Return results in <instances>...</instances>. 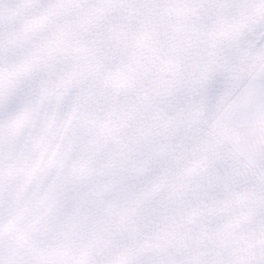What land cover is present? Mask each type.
Segmentation results:
<instances>
[{"label":"snow or ice","instance_id":"snow-or-ice-1","mask_svg":"<svg viewBox=\"0 0 264 264\" xmlns=\"http://www.w3.org/2000/svg\"><path fill=\"white\" fill-rule=\"evenodd\" d=\"M0 264H264V0H0Z\"/></svg>","mask_w":264,"mask_h":264}]
</instances>
